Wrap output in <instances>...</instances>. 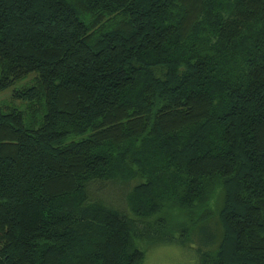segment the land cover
<instances>
[{
  "label": "trees",
  "instance_id": "1",
  "mask_svg": "<svg viewBox=\"0 0 264 264\" xmlns=\"http://www.w3.org/2000/svg\"><path fill=\"white\" fill-rule=\"evenodd\" d=\"M11 88L0 264H264V0H0Z\"/></svg>",
  "mask_w": 264,
  "mask_h": 264
},
{
  "label": "rangeland",
  "instance_id": "2",
  "mask_svg": "<svg viewBox=\"0 0 264 264\" xmlns=\"http://www.w3.org/2000/svg\"><path fill=\"white\" fill-rule=\"evenodd\" d=\"M31 76L25 80L16 83L14 88H19L23 85H28ZM12 89L6 90L0 94L1 100H8L11 98ZM20 106V103L17 102ZM103 196L111 202H117L116 196L113 192L107 191ZM121 206V204H119ZM198 242L192 243L190 247L183 248L177 245L160 244L155 246H147L146 243H138L139 249L144 253L143 264H198V257L194 250L198 246ZM200 246H203L200 244Z\"/></svg>",
  "mask_w": 264,
  "mask_h": 264
}]
</instances>
